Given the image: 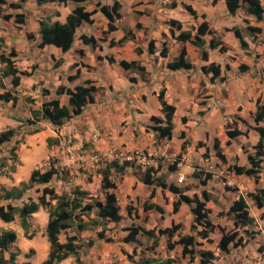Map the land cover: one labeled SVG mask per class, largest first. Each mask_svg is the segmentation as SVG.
Masks as SVG:
<instances>
[{"label":"crops","instance_id":"obj_1","mask_svg":"<svg viewBox=\"0 0 264 264\" xmlns=\"http://www.w3.org/2000/svg\"><path fill=\"white\" fill-rule=\"evenodd\" d=\"M5 1L7 5L0 6V13L11 17L5 20L0 15V54L7 56L11 51H14L16 54V57L13 58L15 67L19 71L26 72L27 75L21 77L20 85L15 90L12 89L10 77H0V82L4 86V88H0V95L6 91H11L18 98L15 104L0 100V122L4 124L6 130L16 129V134L10 143H17L15 152L18 160V165L11 174V178L1 177L3 178L0 179L1 183H7L3 188L10 189L18 186L20 182H27L31 172L35 169L44 172L53 167L58 174L43 187L53 188L57 194L64 191L70 192L71 189L78 187L89 192L90 196L93 197L92 192L96 191V188H99L101 184L102 177L99 172L111 162V159H106L103 164L93 165L88 155L83 153L89 154L94 151L105 155L110 150L115 149L125 156L141 153L146 158L147 156H154L167 159L183 151L182 145L185 138H180V133L185 132L190 137V144L186 145V152L182 156L187 163H191L196 161L200 154V149L196 151L195 144L207 139V137H212L222 120L230 119L235 115L250 116L255 111L257 100H260L264 105V73H262L264 70V21H256L254 17L246 15L242 9L234 15H230L226 9L225 0H217L216 4H213V0H206L204 4L203 2H195V0L187 2L197 14L204 15V19L198 18V23L206 21L216 32L222 44L229 45L226 46L224 53H218L217 49H207L209 63L214 62L221 65L222 70L225 67L226 71L222 73L225 78L223 81L219 79L212 81L211 74L202 73L201 67L207 63L200 60L196 47L188 43L177 42L178 44H176V41L172 40L171 43L174 47H170L168 59L177 56L179 47H185L187 57L193 68L170 71L166 68V60L159 56L158 49L155 50L154 54H148L146 47H143L142 53L140 55L135 54L131 60L139 61L140 65L145 68V81L137 75H129L136 79L134 83L128 80L124 71L107 60V54H118L117 51L121 52V48L112 47L106 52V43H103L104 48L101 51L99 47L91 48L80 41L81 36L93 37L97 44L101 45L97 33L98 31H107V20L99 12L92 16V24L83 23L77 29L72 48L63 53L54 46H39L41 43L39 22L49 20L51 23H64L66 17L76 7V3L72 0H66L64 3L55 0L51 3L38 5L35 0H26L21 3L19 8H11L9 4H20V0ZM134 1L119 0L125 19L117 31L109 33V40L114 39L115 42H119L123 38L124 31L122 28L129 19H133L131 20L132 23H129V27H133L138 22L143 24L144 29L147 28L148 32H154L153 30L160 18L158 14L160 2ZM260 1L264 8V0ZM95 3L94 0H87L86 10L92 11V6ZM105 4L110 5V2H105ZM137 4L142 7L140 10H136ZM125 9L126 12H124ZM147 9L150 10L151 17L137 16ZM134 12L136 13L134 14ZM20 14L24 15L25 20L22 25L17 24L14 19L16 15ZM170 18L181 22L184 30L188 29L186 26H197L195 20L188 17L185 20L174 16ZM247 27L259 28L260 32L251 35L246 31ZM235 30L239 32L246 43V50H242L238 40L234 37L233 32ZM163 33H166V30ZM142 34L143 32H139L137 35ZM118 58L119 60L123 59L118 54L115 57L116 62H118ZM56 61L58 65L54 67ZM240 65H246L249 69L246 72H240L238 69ZM1 68L2 65L0 64ZM70 76L75 77L70 81L68 80ZM86 80L92 81L96 87L101 88V91L94 96L92 104L84 107L80 115L67 121L61 128H55L47 121L29 126L22 125L21 120L25 121L31 118V109H38L43 102L55 98V91L59 86L73 89L75 86L84 84ZM44 90L48 92L46 95L42 93ZM161 91L164 93V100L175 107V113L172 138L171 140H164L160 145L156 144L154 133L148 131L146 125L152 116L163 118L157 99ZM28 98L33 100V103H28ZM58 99L61 105H68L66 95L59 96ZM35 126L36 129H39L38 133L25 134L27 127ZM36 139H39V144L35 143ZM47 139H56L58 143L55 144L52 141L51 145L48 146ZM21 140L22 142H20ZM234 147L237 149V146ZM171 149L172 155L170 154ZM191 149L195 151L191 153ZM37 152L42 154L39 158L36 157L38 155H35ZM22 154L25 157H22ZM117 162L122 165L121 161ZM149 162L151 163L150 160ZM26 163H30L32 166L27 174L24 173ZM83 172L92 173L94 181L87 180V175ZM180 173L181 171L178 169L176 181L181 184L183 181H178ZM66 174L68 176L64 179L63 176ZM172 177L173 175L167 177L166 184L170 183ZM110 178L116 184L117 199L118 197L127 199L130 197V200H133L134 205L137 206L136 199L139 197V203L140 200L143 203L149 201V204L160 207L164 214H171V217L169 216L170 224L181 222L186 207L181 205L179 210L174 213L172 204L175 201V196L168 190L162 191L155 188V195L150 199L151 188L145 186L140 181V177L132 174L129 166L125 167L122 174L112 169ZM245 182L247 183L237 184V194L239 195L236 196V200L240 196L246 199L245 194L251 191L252 187L254 188L249 178ZM189 183H195V180L191 178ZM207 185L208 193L214 194L215 190L211 187L210 181L207 182ZM246 202L249 215L254 218V226L260 231V234H255L243 250L239 252L230 250L228 252L227 256L235 264H252L254 255L249 253L252 251L251 249L259 245L264 247V217L260 216L261 213H264V209H257L251 200L246 199ZM210 203L208 200L206 205L209 209ZM143 208L138 209L139 214L146 211ZM150 212L154 216L156 211L150 210ZM93 217L95 216H90L91 219ZM135 217L133 213L129 219L136 221ZM158 217L160 222L153 224V226L146 225V229L149 227L153 229L154 226L163 229L169 227L165 219L161 220L160 214ZM81 219L85 223H90V219L86 216H81ZM29 223V230H38L40 235H43L41 242H44L46 239L45 228L48 223L46 210L40 209L33 214ZM109 224L107 225L108 228H110ZM75 227L73 225L61 233L59 241L64 243L67 235L77 236L82 245L79 252L82 264H134V262L131 263L126 260L120 251L117 252V249L112 247L115 245L109 246L105 238L98 239L97 233L102 231V227L88 228L81 232H77ZM15 233L18 237L19 233ZM34 238H29L30 243L27 246L33 250L32 255L29 256L28 253L30 252L24 250L23 256H20L21 260L16 261V264L23 262L42 264L47 258L49 244L45 245V253L40 260L37 263L34 261L37 253L33 242ZM89 241H92L90 246L87 245ZM261 251L264 252V249L262 248ZM219 252L218 247L214 248L215 264L219 263L220 259L217 258L222 257ZM169 255L172 257L174 254L169 252ZM183 257L182 259H185ZM186 261L188 263V260L185 259L184 262ZM59 264H76L75 258L70 256Z\"/></svg>","mask_w":264,"mask_h":264},{"label":"trees","instance_id":"obj_2","mask_svg":"<svg viewBox=\"0 0 264 264\" xmlns=\"http://www.w3.org/2000/svg\"><path fill=\"white\" fill-rule=\"evenodd\" d=\"M26 0H20V4H9L11 8H19L21 3H24ZM38 5H43L47 3L54 2L55 0H35ZM59 3H64L66 0H57ZM76 3V7L72 12L66 17L64 23L53 22L49 20H41L39 22V35L41 37L40 47L45 46H54L61 50V52H68L74 43V38L77 29L83 24H92V16L99 12L102 17L107 20V33H112L118 30L120 23L125 19V15L122 13V5L119 0H94L95 8L92 11L86 10V1L87 0H72ZM103 1L110 2V5L104 4ZM217 0H213V4H216ZM7 5L5 0H0V6ZM225 5L228 13L234 15L238 10L242 9L246 15L252 16L256 21H264V8L260 0H225ZM185 12L194 20L198 18L197 12L192 8L191 5H183ZM11 16H4V19H9ZM204 19V15L201 16ZM17 24H24V15H16L14 17ZM246 31L251 35H254L256 32H260L259 28L247 27ZM169 32L173 40L182 44H191L198 49L200 60L207 63L201 67L202 73L208 75L211 74V80L219 79L224 80L222 76L223 70L221 65L211 62L209 63V54L208 50H218L220 53L226 51L225 46L222 44L220 38L216 35V32L210 27V25L203 21L195 27V30H183L181 22L178 20L169 21ZM234 37L238 40L242 50L247 49V45L244 42L242 36L237 30L233 32ZM209 37V40L207 39ZM132 41L133 37L131 34H126L123 36L119 42L110 41L112 47L119 45L123 41ZM80 41L84 45H88L91 48L97 47V42L93 37L81 36ZM148 54L155 53V46L153 42H150L148 48L146 49ZM138 54L142 53V49L137 51ZM160 57L166 60V68L170 71H181V70H190L193 68L192 63L187 57V51L185 47H181L177 56L168 59V50L164 44L161 50L159 51ZM16 57L14 51H11L9 55L5 56L4 54L0 55V64L2 68L0 69V77H10V83L12 89L15 90L20 85V79L22 76H26L27 73L19 71L15 65L13 58ZM109 62L112 63L113 60L109 59ZM58 62L54 63V67H57ZM119 67L125 73L137 72L140 74V77L145 81L146 71L143 66L140 65L139 61H125L121 60L118 63ZM240 72H246L249 67L246 65L239 66ZM264 73V70L262 71ZM75 76L68 77V80H73ZM131 83L135 82L134 78H130ZM0 88H4L3 84L0 82ZM101 91V88H98L90 80H86L84 84L75 86L73 89L66 88L64 86H59L55 91V98L49 101L43 102L40 105L39 109H31L30 115L31 118L27 120L29 124H35L41 121L49 122L55 128H61L67 121L76 117L82 113L84 107L88 104L94 102V96ZM43 95L48 93L44 90ZM66 95L68 97V105H61L58 97ZM158 103L160 105V111L163 115V118H156L152 116L151 121L156 122L160 126L153 128L154 137L156 144H162L164 140H171L173 134V117L175 113V107L168 104L164 100V93L159 92ZM0 100L2 102H12L15 104L18 101L17 96L13 95V92L6 91L0 95ZM28 103H33V100L27 99ZM253 123L255 124L254 131L258 135V142L255 146L254 156H248L249 168L244 167H233V170L238 175H244L249 178H253L257 183V175L263 170L262 164L264 163V128L261 125L264 123V105L257 100L255 102V111L250 114ZM39 129L34 130L32 133H38ZM16 134V129H7L0 132V148L5 144L10 142ZM243 133L239 130H226V135L228 139L234 140ZM183 135V134H182ZM58 141L47 139L48 146L51 143ZM186 143V142H185ZM214 149L218 151L219 144L217 141L214 143ZM218 156L223 159V157L218 154ZM13 161V156L12 160ZM129 163L125 162L123 165H119L117 162H110L106 164V167L99 172L101 175V184L100 188L104 195L103 200H93L92 205L84 204L86 198L91 199L90 193L83 191L80 188L76 187L70 192H62L57 194L53 188L45 187L42 191V195L38 198L37 201L29 200L26 203H23L20 207H15L11 204L0 205V220L3 223H12L16 216L19 218V223L24 231V235L28 234L30 223L29 219L33 214L38 212L40 209L46 210L48 214V223L45 228V236L49 244V253L47 258L42 262V264H59L66 258L72 256L75 258L76 264H82L79 258V252L82 248L80 240L77 236H66L65 242L60 243L59 235L73 225L76 227L77 232H81L88 228L103 227L105 224L113 223L119 224L123 216L120 213V207L117 201L115 194L116 184L111 180V170L113 169L117 173H123L125 167H128ZM7 165L0 158V171L6 168ZM15 171V167L12 169V172ZM170 172L176 171L174 167L169 168ZM153 169L146 170L143 175L140 177V181L147 187L151 188L149 198H153L155 195V188H159L162 191L168 190L175 197L176 200L172 204L173 212L176 213L182 204L190 205L195 203L194 207H191V213L194 216L195 222H205L204 231L200 232L202 238H207L210 233L213 231V225L209 222L208 219V210L206 209L205 202L208 201L207 196H204V201H199L196 197L194 200H190L186 192L192 190V186L187 188H179L174 184H166L165 179L163 178H154ZM58 174L57 170L51 167L50 169L42 172L39 169H35L31 172L30 177L27 182H20L18 186H14L10 189L1 188L2 197L4 201H16L20 200L25 192L31 189L35 185H47L56 177ZM210 176H207L205 179H209ZM195 179L198 180L202 186L205 185L206 180L201 179L197 174H195ZM249 200L253 202V205L257 209H264V188L258 189L255 193L247 194ZM55 202V204H52ZM146 210H155L160 211V208L151 204L146 206ZM95 211L94 218L90 219L89 222H83L81 216H88L92 211ZM127 214L132 215V210L127 207ZM228 216H231L234 226L236 229H245L251 228L254 226V218L249 215L248 205L246 199L240 196L238 200L234 201L232 206L229 209ZM174 229H165L160 230V235H168L172 237L174 233L179 229L178 226H174ZM141 230H133L132 233L126 239V242H134L135 236ZM151 234V233H150ZM98 239H104V234L102 231L97 233ZM236 234L231 233H222V236L218 242V247L222 253H228L230 245H236L235 243ZM17 240L16 233L13 230H6L0 228V264H16L17 254L11 252V247L15 244ZM193 237L184 236L180 239L179 243L183 245L184 253H187L186 247L192 244ZM88 246L92 245V241L87 243ZM33 253V250H30ZM7 254V256H6ZM28 257V256H26ZM214 259V254L210 251L204 252L201 254L200 264H209L211 260ZM154 262L148 261L147 263ZM21 264H31L30 262H23ZM140 264V263H138ZM163 264V263H157Z\"/></svg>","mask_w":264,"mask_h":264},{"label":"rangeland","instance_id":"obj_3","mask_svg":"<svg viewBox=\"0 0 264 264\" xmlns=\"http://www.w3.org/2000/svg\"><path fill=\"white\" fill-rule=\"evenodd\" d=\"M160 2L159 7L160 10L158 14L160 15V18L158 19V23L156 25V28H154V32H148V29H144L143 24L136 22V24L133 27H129V23L133 19H129L126 21L122 28L124 31V35L131 34L133 37L132 41H123L119 45H116L114 47L121 48V52L117 51L119 56H122L125 61H132L131 59L134 57V55H140L138 54V50H141L143 47L148 48V45L150 42L154 43L155 50L158 49V51L161 50L163 45H166V48L169 52L170 47H174V45L171 43L173 40L170 36L169 32V21L172 20L170 18L171 16H174L175 18H181L185 20L187 17L192 19L183 9V5L188 4L189 0H148V3H154ZM206 0H195V2L201 3L205 2ZM104 1L102 2V5L105 4ZM136 2V0L134 1ZM134 4V3H132ZM131 4V6H132ZM95 8V4L92 6ZM136 10H140L142 7L137 4V7H135ZM193 8V7H192ZM162 9V10H161ZM202 9V7H201ZM171 10V11H170ZM132 11V10H131ZM150 10L147 9V11H143L144 13L140 12L137 16L145 15L148 18L151 17V14L149 12ZM126 12V9L125 11ZM171 12V13H170ZM136 12H134L135 14ZM0 15L4 16L0 13ZM201 15L198 14V18H200ZM198 18L194 21L196 25H198ZM7 20V19H6ZM194 20V19H193ZM121 24V23H120ZM188 29L186 30H195V27H189L186 26ZM166 30V33H163V31ZM184 30V29H183ZM139 32H143L142 35H137ZM99 35V42L101 45L97 44V47L102 51L103 50V43L105 44V51L108 52L109 48H112L110 45V41L114 39L109 40L108 35L109 33L106 32H99L97 33ZM168 34V35H166ZM209 40V37H207ZM115 42V41H114ZM176 44H178L176 42ZM225 48L226 46H229L228 44H223ZM193 46V45H192ZM178 52L180 50V47L177 49ZM218 53H220L218 51ZM118 54H107V60L109 62V59L113 60V64L116 65V67H119L118 63L121 61L118 58V62H116L115 57H117ZM178 54V53H177ZM170 55V54H169ZM160 56V55H159ZM110 63V62H109ZM111 63V64H112ZM229 66V65H228ZM120 68V67H119ZM229 69V67H227ZM120 70H122L120 68ZM225 72V67L223 69ZM230 71V69H229ZM128 80L130 78L129 75H137L139 78L140 74L137 72H129L126 73ZM135 79V78H134ZM225 79V78H224ZM136 81V79H135ZM39 109V108H38ZM155 117V116H154ZM161 118V117H156ZM28 120V119H27ZM27 120L22 122V125H31L27 123ZM156 126H160L159 124H156V122L151 121V119L148 120V123L146 125L148 131H151L154 133L153 128ZM262 128H264V123L261 125ZM21 127V126H20ZM18 127V128H20ZM255 124L253 123L251 116L247 117H240L238 115H235L231 117L230 119L222 120L221 125L216 127L215 133L212 137L198 141L195 144L196 151L197 149H200L199 157H197L196 161L193 162H186V160L183 159V153L186 152L185 148L186 145L190 144V137L187 136V133L182 132L180 133V138H185V141L182 145V150L180 153L173 155L167 159L157 158V157H148L146 164H138L135 162H130L129 167L131 170V173L136 175L137 177H141L143 173L148 169H153V177L154 178H163L166 179L169 175H173L171 178V181L169 184H174L179 188H187L189 186H192V190L190 193H186L190 200H194L196 197L199 201H204V196L206 195L208 200H210V209L206 206V209L208 210V219L209 222L213 225V231L208 235L207 238H202L199 234L200 232L204 231L205 222H195L194 216L191 213V207L195 206V203H191L189 206L186 204H182L185 208V211L182 214L181 222L179 224H170L169 216L171 217V214H164L162 210L156 211L154 213V216L151 215L152 213L150 210H146L144 213L140 212L139 214V208L140 207H146L151 204H149V201H146L143 203V201L140 200V203L138 202L139 197H137V206L134 205V201L130 200V197L127 199L125 197L117 199L119 207H120V213L123 216V220L119 224H109L110 228L107 227V223L103 227L102 233L104 234L105 240L109 243V246H112L117 249V252H121L124 255V258L128 260L129 262L134 264H157V263H163V264H200L201 254L204 252H212L214 251V248L218 247V242L222 236V233H231L236 234L235 243L236 245H230L229 251H236L239 252L243 250L250 242L251 239L255 236V234H260V231L255 228L256 226H252L251 228H245V229H236L233 223V220L231 219V216H228V212L230 207L232 206L233 202L236 201L237 194V184L239 183H247V176L244 175H238L233 170V167H244L249 168L250 165L248 163V156H254L255 154V146L258 142V135L254 131ZM239 130L243 134L235 138L234 140L228 139L226 135V130ZM6 130L4 127V124L0 122V132ZM36 130L35 127H27L25 129V134H32V132ZM183 134V135H182ZM215 141L219 144V149L216 151L214 149V143ZM22 142V140L20 141ZM186 142V143H185ZM19 143V142H18ZM36 144H39V139H36ZM17 143H5L0 148V158L5 162L7 165L6 168L2 169L0 171V179L3 178H11L12 169L18 165L17 160V154L15 152L17 146ZM237 146V149L234 147ZM241 146V148H239ZM195 151L194 149H191V153ZM170 154H173V151L171 149ZM218 154H220L223 159H221ZM37 158H39L42 154H39V152L35 153ZM13 156V161L12 160ZM22 157H25V155L22 154ZM30 158V157H29ZM151 163L149 162V160ZM208 160L211 165L213 166V170L217 172H223L222 177H214L210 173H205L203 170L204 162ZM155 162V164H153ZM180 164V165H179ZM203 164V165H200ZM32 166L30 163H26L24 173L27 174L28 170ZM174 167L175 169H179L181 173L179 176H183L184 180L183 183H177L176 181V171L170 172L169 168ZM263 170L257 175V183L254 181L253 178H249L251 180V184L253 183L254 188H251V191L247 192L245 194V197L247 200L249 198L247 197V194L249 193H255L258 189L264 188V163L262 164ZM86 176V179L90 182H93L92 179V173L89 172H83ZM195 174L199 176L201 179L206 180L205 185L202 186V184L195 179ZM63 176V175H62ZM67 174L63 176L64 179L67 178ZM178 176V177H179ZM207 176H210L209 179H205ZM29 177V176H28ZM193 178L195 180V183H189V180ZM230 182L231 185H223V182ZM210 181L211 187L213 190H215V193H208L206 187L207 182ZM249 183V184H250ZM7 183H1L0 181V205H7L11 204L15 207L22 206L23 203L28 202L29 200L37 201L38 198L42 195V191L45 187L44 185H35L31 189L27 190L24 194V196L20 200L16 201H3L1 199L2 197V187H5ZM168 184V185H169ZM97 190L92 192L93 197L91 199L86 198L83 202L84 204L92 205L93 200H103L104 195L102 193L101 188H96ZM73 189H71L72 191ZM67 192L68 191H64ZM245 193V192H244ZM213 194V195H212ZM126 199V200H125ZM176 200V197H175ZM52 204H55V202H52ZM207 205V202H205ZM129 207L132 211V214L134 213L136 221L129 219L131 215L127 214L126 208ZM143 208V209H144ZM160 208V207H159ZM141 211V210H140ZM154 211V210H153ZM95 211L93 210L88 216V219H91L90 216H94ZM160 218L165 219L168 223L169 227H166L165 229H174V226H178V230L174 233L172 237H169L168 235H160V230H165L163 228H160L158 226H154L153 229H146V225L153 226V224H156L157 222H160ZM163 214V215H162ZM262 218L264 217V213H261L260 215ZM94 218V217H93ZM214 221V222H213ZM0 228L6 229V230H14L15 232L19 233V236L17 237V240L15 244L11 247L10 251L17 254L16 261L21 260L20 256H23V251L30 252L31 248L27 247L29 245V238L33 239L34 237V244L36 246V256L34 258V261L37 263L40 258L45 253V245L47 243V240L44 239L43 241V235H40V232L36 229L29 230L28 234L30 235H24V232L20 226L19 218L16 216L15 220L12 223L4 224L0 220ZM141 230L138 232V234L135 236L134 242H126V239L128 236L132 233L133 230ZM108 230V232H106ZM151 233V234H150ZM184 236H191L193 237L192 244L186 247L187 253H184V247L179 243L180 239ZM219 248V247H218ZM264 249L263 245H259L258 247H253L249 253H253L254 258H257L259 255L264 254L262 250ZM220 250V249H219ZM250 250V249H249ZM228 251V252H229ZM169 252H173V256L170 257ZM214 254V253H213ZM228 253H222L219 252V255L222 257L217 258L220 259L218 264H235L228 256ZM28 255H32V253H28ZM7 256V254H6ZM185 257L187 261L184 262L185 259H182V257ZM183 257V258H184ZM228 257V258H227ZM149 262L148 261H153ZM215 255L214 259L210 261L209 264H215ZM240 264V263H237Z\"/></svg>","mask_w":264,"mask_h":264},{"label":"built area","instance_id":"obj_4","mask_svg":"<svg viewBox=\"0 0 264 264\" xmlns=\"http://www.w3.org/2000/svg\"><path fill=\"white\" fill-rule=\"evenodd\" d=\"M83 154L88 155V158L90 159V162L93 165L103 164L104 162H106V159H108V158L111 159V162L121 161L122 165L125 162H127V163L135 162V163L142 164V165L148 163L147 158L145 157L144 154L135 153V154L125 156L124 154H122V152H120L119 150H115V149L110 150L105 155L104 154L102 155V154H100L98 152H94V151L90 152L89 154H86V153H83ZM204 163L205 164L203 165V170L205 171V173H210L214 177H222L223 172L222 171L217 172V171L213 170V166L211 165V163L208 160H206ZM183 180H184L183 176H180L178 178L179 182H181ZM223 185L225 186V185H231V184H230V182H227V180H226L225 182H223ZM252 264H264V254H261L257 258H255V260L253 261Z\"/></svg>","mask_w":264,"mask_h":264}]
</instances>
